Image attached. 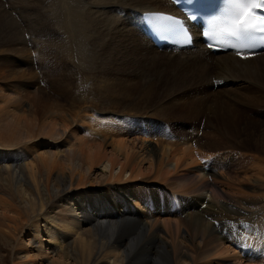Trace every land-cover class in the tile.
<instances>
[{
    "label": "bare ground",
    "instance_id": "bare-ground-1",
    "mask_svg": "<svg viewBox=\"0 0 264 264\" xmlns=\"http://www.w3.org/2000/svg\"><path fill=\"white\" fill-rule=\"evenodd\" d=\"M98 1L15 0L14 5L17 6L13 10L19 16L0 5V50H14L21 52L22 56L35 51L43 60L49 61L50 70L59 64L58 68L66 71L70 67L68 58L83 64L100 46L124 45V33L127 31L144 38L141 42L133 39V43L132 38L126 40L132 44V49L141 48V59L182 61L202 74L203 84L199 86L214 89L230 83L239 90L241 86H238V81L241 82L243 76L255 74L256 71L264 76V50L255 53H213L202 38L201 28L195 24H192L193 31L199 36L194 39L191 48H183L176 53L154 46L142 29L143 20H161L153 14L157 11L167 13V17H172L168 21L176 23L173 15L181 16V13L171 0H125L126 4ZM97 5H100L97 8L101 10L94 9ZM118 7L126 11V18L119 26L116 16L106 10H116ZM18 17L23 23L18 24ZM126 24L130 30L122 32ZM24 32L31 33L29 39L24 36ZM25 44L30 50L26 51ZM62 56L67 59L62 60ZM66 62L68 65H65ZM9 73L17 78L26 77L22 70H11ZM85 76L89 78L91 73ZM74 92L72 98L76 103L79 100L86 101V92L91 93V89L77 87ZM260 94L257 98L264 99V95ZM15 103L10 106L12 120L0 126V133L16 136L24 143L16 138H0V151L30 142L36 145L40 138L47 136L44 143L48 153L41 154L39 162L28 161L24 165L18 153H12L10 156H14L16 167L10 168L13 164L9 161L10 166L6 167L9 170L5 172L0 164V181L3 188L9 191V194L0 198V244L6 245L15 238L18 245H27L23 247L24 257L30 264H40L37 257L48 254L46 250L43 251L44 237L56 253L45 264H186L188 258L192 264H264V219L256 218L262 215L264 207L254 204L259 193L253 196L237 188H227L232 187L233 183L230 178L233 177V169L229 168L236 159L232 155H202L204 153L201 150L198 153L191 144L192 138L191 141L184 140L185 145L175 147L177 144L174 146V143L172 145L162 140L169 139L168 136L174 138L173 129L171 135L163 133L161 141L149 144L151 139L146 138H154L157 131L153 136L147 135L138 125L140 132L123 135L126 139L120 136L122 131L116 135V141H119L114 144L117 157H108L106 169L101 171L104 180H100L93 177L92 170L107 155L106 151L100 149L102 142L99 145L97 142L90 144L86 148L88 151L84 147H66L65 144L59 149L60 143H64L67 137L68 124L75 118L74 112L68 114L52 108L47 101L42 111L41 108L40 111L24 109L25 112L19 114ZM218 122V125L223 126L226 120ZM165 124L171 126L170 122L166 121ZM24 127L28 130L25 131ZM131 135L141 141V158L136 166L130 163V153L134 151L130 150L134 145L128 142ZM56 142L58 150L52 151V144ZM196 147L199 148L197 144ZM151 153L158 162L153 161ZM118 156H122L124 161L117 159ZM145 162L148 163L146 169ZM117 166L119 169H116ZM246 171L256 173L257 180L253 186L263 190L260 193L264 194V168ZM223 175H227V182L223 180ZM52 181H55L58 190L51 189ZM18 182H22L26 188H22ZM96 182L98 187L94 185ZM85 187L92 190L82 191ZM131 187L132 191H129ZM225 188L237 190L234 191L237 195L231 191V194H227ZM131 206H139L141 211L138 213ZM250 212L254 215H249ZM20 231L30 236L29 243L32 246L23 244L24 235L18 237ZM69 231H75V237L67 235ZM157 232H166L171 243L160 241L157 248H147L159 236ZM35 241L39 245L33 246ZM159 255L166 261L162 263L157 257ZM7 259V256H3L0 261L5 262Z\"/></svg>",
    "mask_w": 264,
    "mask_h": 264
},
{
    "label": "rangeland",
    "instance_id": "rangeland-1",
    "mask_svg": "<svg viewBox=\"0 0 264 264\" xmlns=\"http://www.w3.org/2000/svg\"><path fill=\"white\" fill-rule=\"evenodd\" d=\"M14 1L15 0H0V5L1 8H6L7 11L14 12L15 15L19 16L18 12L13 10L17 6L14 5ZM98 3L126 4L125 0H100ZM97 7H100V5L94 7L96 11L101 10ZM106 10H110L109 13L115 15L116 19L119 20L117 26L126 18V11H122L121 7L116 8V10L109 8ZM138 12L139 11L135 12V15ZM135 15L134 17H136ZM20 18L21 17H18V24L23 23ZM126 21L128 22L127 19ZM113 23L116 24L114 20ZM128 23H130V21ZM127 24L122 27V32L127 29L130 30ZM115 31L116 30H114V32ZM24 34L26 38L31 35V33L29 34L28 32H24ZM124 34L126 36L124 45L117 46L114 44L100 46V48L95 50L83 64L78 63L73 58H68L70 67H67L66 71H63V69L60 70L58 68L59 64L53 66V68L55 67L54 70H50V65L48 66L49 61L43 60L35 51L31 54L27 52V55L22 56L21 52L19 53L14 50L8 49L7 52L0 50V126L12 120L11 117L13 114H11L10 108L12 107L10 106L15 101L14 107L19 114L24 113V109L40 111L41 108L42 111L46 107L45 104L47 101L51 103L52 108H56L60 111L63 110L68 114L74 112L75 118H71L72 122L68 124V128L66 129L67 137L64 143L63 141L60 143L59 146L61 147L59 149L65 144L64 146L67 145L66 147H84V149L88 151L86 148H89L88 146L90 144L97 142L99 145V142L100 144L102 142L101 145L103 149H100L104 150V152L106 151L107 158L105 157V160L101 161L102 163L95 165L92 171L93 177L104 180L101 171L106 169L104 168L107 164L106 160L110 159L108 157L111 156L117 157L114 144L116 145L119 141H116V135L121 133L120 136L125 138L123 135L127 134L128 136L129 134L139 133L140 130L138 125H140L147 135L153 136V133L157 131L154 138H146V140L151 139V141L148 142L149 144L152 141L159 142L161 141L160 137L163 136L162 132L166 131L164 123L167 121L171 123V127L175 132V137L170 139L171 136L169 137L167 135L169 139L162 138V140H166L172 143V145L174 143V146L177 144L175 147H179L182 144L185 145L184 140L189 139L191 141L192 138L191 144L195 146L194 148L198 153L202 151L204 153L202 155L230 154L232 158L235 157V163H232L233 166L229 168L233 169V177H230L233 181L232 187L227 188H237L239 191L252 194L253 196L259 195L254 204L260 205L262 206L260 208H263L264 194L260 193L263 192V190H257V187L253 186L254 181L257 180V175L254 172L246 170L264 168V99L260 100L257 98L260 93L264 95V76L259 73V71H256L255 74L243 76L241 78L242 81H238V86H241L239 90L236 88L237 86H235V84L230 83H227V85H220L214 89L207 88L204 85L199 86V84H203L201 83L203 80L201 73L195 72L192 67L185 65L182 61L173 62L169 60L163 62L156 60L145 61L141 59V48L137 47V50L132 49V44L130 41L126 42V40L132 38L131 41L133 43V39L136 41L139 39L141 42L144 38L141 39L139 35H134L132 32L127 33V31H125ZM30 42L29 46L32 45ZM29 46L27 44L24 45L26 51L30 50ZM19 47L22 48V46ZM185 55L189 54H183L182 56ZM60 58L62 60L67 59L65 56ZM42 60L44 61L43 63ZM68 62H66L65 65H68ZM71 62H74L76 65L71 64ZM11 70L17 72L22 70L25 72L24 76L26 77L17 78L18 76L15 77L12 73H9ZM87 73H91L89 78L85 76ZM214 75L215 73L213 72V76ZM77 87L91 89V93L86 92V95H88L86 101L79 100L75 103L73 100L72 97H74V91ZM76 105L78 107H76ZM25 115H27V113H25ZM224 120H226V122H224L223 126L218 125V121ZM241 126H244V128H241ZM119 127L121 128L119 129ZM171 127H168V132L172 130ZM151 128L154 129L150 130ZM146 129H149V131L147 132ZM24 130L27 131L28 128L24 127ZM167 134L170 135V133ZM46 137L47 136L40 138L39 143L36 145L30 142L28 144H20L17 147L2 149L3 151H0L1 167H3V169L5 168V172L9 170L6 169L7 166H10L9 161L10 164H13L10 168L16 167L14 166V164H16V162H14V156H10L12 153H18L21 163L24 165L28 161H38L41 154L45 155L46 152L48 153V149L45 147L46 145L44 143ZM0 138L7 140L16 138L19 140L16 136L2 133H0ZM139 139L140 138H134V135H131L129 136V141L127 140L134 145L133 148L130 149L134 151L129 153L130 163L135 164V166L137 164L136 162L141 158V141ZM20 142L24 143V140ZM58 142L52 144V151L58 150ZM84 142H86V144ZM103 142L106 143L103 144ZM131 144L130 148L132 147ZM196 144L199 148L196 147ZM153 145L155 144L153 143ZM156 147L155 145V148ZM5 150H8V152H4ZM150 156L153 161L158 162L153 153H151ZM150 156H148V158H150ZM137 157H139V159ZM117 159L121 162L124 161L122 156H118ZM203 163L204 162H202V164ZM146 164L148 165V163H144L145 169L147 168ZM118 167L119 166H117L116 169H119ZM223 177V180L227 182V175H223ZM18 178L19 175H17L16 179ZM19 184H21L22 188H26L25 185H22V182H18V185ZM94 185L98 187L97 182ZM52 188L58 190L55 181L51 183V189ZM85 188L86 189L82 191L92 190H89L88 187ZM132 188L133 187H131L129 191H132ZM255 189L258 192L254 191ZM225 191L227 194H231V192L237 190H230V192L225 188ZM235 193L237 195V192H234V194ZM254 193L259 194L254 195ZM7 194H9V191L3 188L0 181V198ZM260 194H263V196ZM129 201L130 200H128L127 203L130 205ZM225 203L228 204V202ZM228 205L231 207V204ZM131 208L138 213L141 211L139 206H131ZM251 213L252 212H250L249 215H254ZM261 214L262 215L259 214L260 216L257 214L258 217L256 218H261V220H263L264 212ZM22 235H24L22 241H25L23 244L28 243L30 246V236L26 235L25 231H20L18 237L20 238ZM67 235L75 237V231H69ZM157 235L159 236H156L154 241L147 245V248H157L160 241H164L168 244L171 243V239L166 232H157ZM14 239L8 242L10 244L6 243L8 248L6 245L0 244L2 245L0 246V260L3 256H7L8 258L5 262L0 261V264H30L24 257V248L27 245L25 247L24 245H18L17 239ZM43 240V251L46 250L48 254L43 255L42 258L37 257V261H40V264L48 263L50 261L48 259L52 256L54 257L56 254L52 251V246L48 245L46 237H44ZM36 245H39L38 241L33 242V246ZM157 257L161 259L162 263L166 261L160 255ZM107 261L109 262V260ZM187 263L192 264V260L188 258L186 264Z\"/></svg>",
    "mask_w": 264,
    "mask_h": 264
},
{
    "label": "snow or ice",
    "instance_id": "snow-or-ice-1",
    "mask_svg": "<svg viewBox=\"0 0 264 264\" xmlns=\"http://www.w3.org/2000/svg\"><path fill=\"white\" fill-rule=\"evenodd\" d=\"M236 9L229 27L223 30L228 38L226 42L232 43L234 48H251L257 40L256 33H264V14L257 15L254 9L264 12V0H232ZM158 19L171 20L172 17H158ZM264 40V36L260 37ZM211 46V45H210Z\"/></svg>",
    "mask_w": 264,
    "mask_h": 264
}]
</instances>
